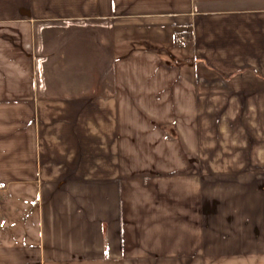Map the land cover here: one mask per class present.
<instances>
[{"label": "crops", "instance_id": "0c3cea01", "mask_svg": "<svg viewBox=\"0 0 264 264\" xmlns=\"http://www.w3.org/2000/svg\"><path fill=\"white\" fill-rule=\"evenodd\" d=\"M20 187L0 264H264V0H0Z\"/></svg>", "mask_w": 264, "mask_h": 264}, {"label": "rangeland", "instance_id": "374dc122", "mask_svg": "<svg viewBox=\"0 0 264 264\" xmlns=\"http://www.w3.org/2000/svg\"><path fill=\"white\" fill-rule=\"evenodd\" d=\"M36 196L32 188H0V245L27 242L25 226L36 232Z\"/></svg>", "mask_w": 264, "mask_h": 264}, {"label": "built area", "instance_id": "2783aa9c", "mask_svg": "<svg viewBox=\"0 0 264 264\" xmlns=\"http://www.w3.org/2000/svg\"><path fill=\"white\" fill-rule=\"evenodd\" d=\"M180 45H181L182 47L186 46V40H185L184 38H181V39H180Z\"/></svg>", "mask_w": 264, "mask_h": 264}]
</instances>
